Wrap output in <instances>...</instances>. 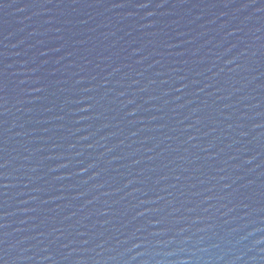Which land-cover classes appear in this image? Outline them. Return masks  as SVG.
Here are the masks:
<instances>
[{"label":"water","instance_id":"water-1","mask_svg":"<svg viewBox=\"0 0 264 264\" xmlns=\"http://www.w3.org/2000/svg\"><path fill=\"white\" fill-rule=\"evenodd\" d=\"M0 264H264V0H0Z\"/></svg>","mask_w":264,"mask_h":264}]
</instances>
